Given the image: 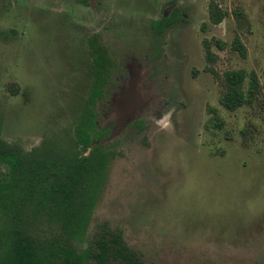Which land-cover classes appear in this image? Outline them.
I'll return each mask as SVG.
<instances>
[{"label":"rangeland","instance_id":"rangeland-1","mask_svg":"<svg viewBox=\"0 0 264 264\" xmlns=\"http://www.w3.org/2000/svg\"><path fill=\"white\" fill-rule=\"evenodd\" d=\"M90 1L0 0L1 141L28 153L73 136L95 89L87 53L96 37L113 64L89 106L112 158L74 248L105 225L135 264H264V0H216L219 25L209 21L212 0ZM174 8L179 21L156 36L150 23ZM205 40L223 45L212 46L210 67ZM228 71L245 72L244 93L255 75V100L222 104ZM132 88L139 111L122 126ZM7 171L0 163V181ZM27 227L42 239L58 231Z\"/></svg>","mask_w":264,"mask_h":264},{"label":"trees","instance_id":"trees-1","mask_svg":"<svg viewBox=\"0 0 264 264\" xmlns=\"http://www.w3.org/2000/svg\"><path fill=\"white\" fill-rule=\"evenodd\" d=\"M88 3V0H80ZM209 21L219 25L225 13L216 0L208 5ZM180 11L174 8L168 16L150 23V30L160 36L179 21ZM208 67L215 62L212 46L222 48L219 41H203ZM232 47L241 56L246 49L237 37ZM93 86L81 113L74 124L73 136L60 143H50L28 153L11 147L0 139V163L8 171L0 181V264H135L119 233L105 225L90 245L78 252L74 243L81 242L103 188L112 154L98 144L105 138L93 121L89 105L103 96L107 68L110 65L104 49L90 45ZM209 71H212L208 68ZM245 72L228 71L223 74L221 102L235 110L255 100L258 83L251 75L244 93ZM264 110V106H261ZM46 221L58 228L51 238L42 239L27 227L30 222Z\"/></svg>","mask_w":264,"mask_h":264},{"label":"water","instance_id":"water-1","mask_svg":"<svg viewBox=\"0 0 264 264\" xmlns=\"http://www.w3.org/2000/svg\"><path fill=\"white\" fill-rule=\"evenodd\" d=\"M126 101H127L126 102L127 106H126L125 110L122 113V119H121V121L119 123L122 126L128 121V119L132 118L134 116V114L139 111L140 100L135 95V88H132L128 92V94L126 96ZM111 119H116V117L115 116H111Z\"/></svg>","mask_w":264,"mask_h":264},{"label":"flooded vegetation","instance_id":"flooded-vegetation-1","mask_svg":"<svg viewBox=\"0 0 264 264\" xmlns=\"http://www.w3.org/2000/svg\"><path fill=\"white\" fill-rule=\"evenodd\" d=\"M82 4H83V5H88L89 7H91V6L93 5L92 1H90V0H88V3H82ZM163 16H164V15H163ZM156 21H157V20H156ZM92 43H94L96 46H98V47L104 49V51L106 52V54H108V53L111 52L110 50L108 51V50L106 49V47H108V45L102 46V45L99 43V41H98V39H97L96 37H94V38L88 40V50H90V45H91ZM108 48H109V47H108ZM87 54H88V53H87ZM88 56H89V54H88ZM109 62H110V65H109V67L107 68V73H108V74H109V71H110V69H111V65L113 64L111 60H110ZM91 63H92V61H91ZM108 74H107V75H108ZM106 79H107V78H106Z\"/></svg>","mask_w":264,"mask_h":264}]
</instances>
